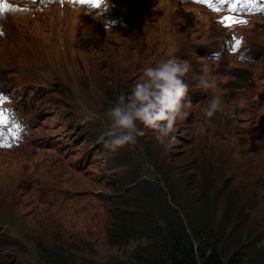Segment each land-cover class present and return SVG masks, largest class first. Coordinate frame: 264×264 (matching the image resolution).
<instances>
[{
  "label": "rangeland",
  "instance_id": "1",
  "mask_svg": "<svg viewBox=\"0 0 264 264\" xmlns=\"http://www.w3.org/2000/svg\"><path fill=\"white\" fill-rule=\"evenodd\" d=\"M6 2L27 11L0 19V107L20 126L0 147V264H139L170 244L167 222L225 262L264 264V12L226 28L228 6L191 0ZM172 56L216 87L185 77L192 107L174 140L148 130L106 149L108 109Z\"/></svg>",
  "mask_w": 264,
  "mask_h": 264
},
{
  "label": "clouds",
  "instance_id": "2",
  "mask_svg": "<svg viewBox=\"0 0 264 264\" xmlns=\"http://www.w3.org/2000/svg\"><path fill=\"white\" fill-rule=\"evenodd\" d=\"M2 28L3 25H0V31ZM189 73L202 91L209 92L216 87L210 76L205 73L196 75L189 62L177 56L145 67L141 80L132 86L130 93H121L116 103L108 109L106 116L109 123L101 137L104 147L115 152L126 145L135 144L137 138L143 137L148 130L155 134L161 144L169 141L177 120L186 117L187 109L192 107L191 101L187 100L189 85L185 82ZM221 104L219 96H211L204 110L205 116L214 117Z\"/></svg>",
  "mask_w": 264,
  "mask_h": 264
},
{
  "label": "trees",
  "instance_id": "3",
  "mask_svg": "<svg viewBox=\"0 0 264 264\" xmlns=\"http://www.w3.org/2000/svg\"><path fill=\"white\" fill-rule=\"evenodd\" d=\"M167 236L170 244L164 249L149 252L138 257L139 264H248V256L244 252H235L225 262L218 245L209 242L204 248L198 249L194 244L187 245L184 240L177 239V234L172 230V224L166 223ZM125 236L132 237L134 232L125 230ZM130 233V235H129Z\"/></svg>",
  "mask_w": 264,
  "mask_h": 264
},
{
  "label": "snow or ice",
  "instance_id": "4",
  "mask_svg": "<svg viewBox=\"0 0 264 264\" xmlns=\"http://www.w3.org/2000/svg\"><path fill=\"white\" fill-rule=\"evenodd\" d=\"M79 2L86 4L89 7L98 8L104 3V0H79ZM196 2L208 6L210 10L214 12L219 11L220 8L224 6H228V10L231 14L218 21L223 24L224 27L228 28L233 27L236 24H247V20L237 19L236 16L242 9L251 8L253 0H196ZM261 3L264 4V0H261ZM8 11H27V9L12 8L6 0H0V18H2ZM261 11L264 12V8H262ZM239 47L240 41L236 40L234 43V49H238ZM5 99L6 98L0 96V104H2ZM9 118L10 110L5 112L0 108V147H10L11 145L8 142V136H10L12 132H18L20 129L19 124L15 122L9 124ZM12 139H18V135L12 136Z\"/></svg>",
  "mask_w": 264,
  "mask_h": 264
}]
</instances>
